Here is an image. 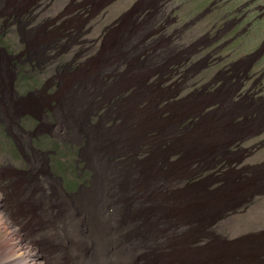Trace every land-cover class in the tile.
I'll return each mask as SVG.
<instances>
[{"label": "rangeland", "instance_id": "rangeland-1", "mask_svg": "<svg viewBox=\"0 0 264 264\" xmlns=\"http://www.w3.org/2000/svg\"><path fill=\"white\" fill-rule=\"evenodd\" d=\"M142 1L133 10L139 42L110 48L105 81L87 67L64 76L62 95L35 108L39 121L23 117L22 125L36 126L26 132L17 130L18 114L3 116L16 142L0 124V215L18 222L47 264H77L63 223L72 217L87 237L92 217L82 206L98 200L106 238L126 252L127 261L109 264H264V178L247 165L264 156V115L240 114L229 91H215V74L232 58L217 63L218 43L232 36L211 29L223 12L188 27L198 0ZM132 20L124 19L128 34ZM263 27L264 17L244 32L236 53L255 49ZM190 42L199 49L185 51ZM263 66L264 57L253 69L260 74L254 89L264 84Z\"/></svg>", "mask_w": 264, "mask_h": 264}, {"label": "bare ground", "instance_id": "bare-ground-1", "mask_svg": "<svg viewBox=\"0 0 264 264\" xmlns=\"http://www.w3.org/2000/svg\"><path fill=\"white\" fill-rule=\"evenodd\" d=\"M164 1L168 2V0ZM142 2V0H130V3L126 6L125 0H0V124L10 141L15 143L16 139L15 135L9 132L10 124L3 118L7 114V110L19 115L17 130L26 132L27 129H34L36 126L34 124L28 125V120L26 126L22 125L23 117L33 116V119L38 120L34 112L35 108L45 107L46 98H55L61 94V80L64 76L81 75L87 67L88 69L95 68L94 71L90 70L92 71L91 77H95L96 73V78L100 75L102 80L105 81L104 79L108 77L110 48L113 47V52H119L126 40L128 42L126 45L130 47L135 46L137 41L139 42V37H136V35L140 28L139 24L135 23L133 10ZM197 2L200 9L198 11L199 16L197 18L192 15L188 21L189 23L187 22L188 27H193L192 25L197 23L195 22L196 19L200 20L210 12L222 11V15L212 25L211 29L216 28V32L218 31L220 34L219 36L225 34L230 36L228 33H232L229 41L218 43V47L216 46L215 49V51L219 50L222 55L216 57L218 58L217 63L222 62L225 58L232 57L224 66L219 68L220 72L218 70L215 76L213 75V80L217 81L215 91L220 94L229 91L232 98V108H236L240 114H242L241 111L252 109L254 111H248L251 115L254 112L264 115V84L259 86L258 89L253 88L260 79L258 78L260 74L256 75L258 69L253 70L254 66L264 57V27L254 34L258 36L257 42L259 43L255 49H252V51L250 49V51L241 54L236 53V49L240 48L245 42L242 38L244 32L256 20L264 17V0H210V3L206 6L201 0ZM197 2L194 3L198 7ZM219 8L220 10H218ZM137 9L139 10V8ZM194 10L192 13H194ZM152 12L151 14L154 16L157 14H155V11ZM130 14L134 21L132 20L131 24H128L131 27L130 32L128 31L130 34H128L124 31V19ZM247 17H249V20H246ZM261 32L262 34H260ZM203 41L204 38L199 43L207 46V41ZM246 41L249 42L250 40ZM191 44V47L189 44V47L186 46L185 51L190 50L189 52H191L199 49H194L198 42ZM230 45L233 46L232 49L227 48L229 51L223 54L224 48ZM187 48L190 49L187 50ZM111 58L114 59L112 56ZM251 87L252 89H250ZM51 88L53 89L51 90ZM235 97L236 99H234ZM7 100H11L10 107L6 103ZM261 131L255 133V137L261 134ZM19 135L21 134L18 133L17 136ZM238 149L235 148L234 151ZM262 158L260 161L247 163V165L252 167L253 172L260 173L264 178V156ZM250 173L246 172L244 176L247 177ZM262 189L264 190V188ZM85 195L88 196L89 194ZM100 195L102 196V194ZM97 198L99 199L98 194L93 195L91 199L97 201ZM98 202L101 201L98 200ZM97 203L93 202L91 205L88 204L89 206H82V211L92 217L91 221L88 222V229L86 228L89 232L88 236H85L86 238L83 237V232L81 233L83 230L79 225L80 222L77 223L72 220V217L68 219V215H65L67 220H65L63 226L76 241V244L70 249V257L77 264H109L111 258H114L116 262L126 260V252L124 253L123 250L116 248L117 245L114 247L113 242L108 241L106 238L109 227L106 228V218H104V221L99 218V210L101 209L96 207L99 205ZM0 220V227L6 231V235L0 234V264H47L48 260L45 254L41 252L37 244L24 237L18 222L12 220L5 213L0 215ZM111 227L113 226L111 225ZM88 254H91V256H88Z\"/></svg>", "mask_w": 264, "mask_h": 264}, {"label": "clouds", "instance_id": "clouds-1", "mask_svg": "<svg viewBox=\"0 0 264 264\" xmlns=\"http://www.w3.org/2000/svg\"><path fill=\"white\" fill-rule=\"evenodd\" d=\"M261 139H262V137H261Z\"/></svg>", "mask_w": 264, "mask_h": 264}]
</instances>
